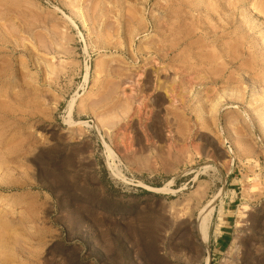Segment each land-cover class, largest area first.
Returning <instances> with one entry per match:
<instances>
[{
    "label": "rangeland",
    "instance_id": "1",
    "mask_svg": "<svg viewBox=\"0 0 264 264\" xmlns=\"http://www.w3.org/2000/svg\"><path fill=\"white\" fill-rule=\"evenodd\" d=\"M206 257L264 264V0H0V264Z\"/></svg>",
    "mask_w": 264,
    "mask_h": 264
},
{
    "label": "bare ground",
    "instance_id": "2",
    "mask_svg": "<svg viewBox=\"0 0 264 264\" xmlns=\"http://www.w3.org/2000/svg\"><path fill=\"white\" fill-rule=\"evenodd\" d=\"M209 5V4H208ZM208 8V6H207ZM210 10H212V8H210ZM211 15V13H210ZM70 121V120H69ZM70 123V122H69ZM73 123V122H72ZM78 124V123H81V122H75L74 124ZM107 148V151H108V156L110 157H113V156H116V154L113 152L112 149H110L108 146L106 147ZM171 181H169L168 183H171ZM215 198L216 197H213L211 200L207 201L206 204H204L202 206V208L200 209L199 211V216H198V231L200 233V236L203 240H208V231H207V221L209 219V216L211 215V213L213 212L214 210V202H215ZM210 263V259L209 257H206L205 258V264H209Z\"/></svg>",
    "mask_w": 264,
    "mask_h": 264
},
{
    "label": "crops",
    "instance_id": "3",
    "mask_svg": "<svg viewBox=\"0 0 264 264\" xmlns=\"http://www.w3.org/2000/svg\"><path fill=\"white\" fill-rule=\"evenodd\" d=\"M225 234H227V232H225ZM225 240H226L225 237H220V239H219L220 244H223Z\"/></svg>",
    "mask_w": 264,
    "mask_h": 264
}]
</instances>
